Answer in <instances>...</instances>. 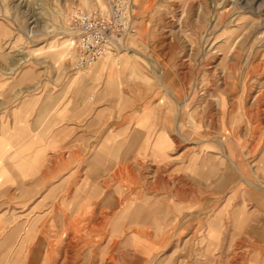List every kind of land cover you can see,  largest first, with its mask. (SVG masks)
I'll use <instances>...</instances> for the list:
<instances>
[{"label": "rangeland", "instance_id": "374dc122", "mask_svg": "<svg viewBox=\"0 0 264 264\" xmlns=\"http://www.w3.org/2000/svg\"><path fill=\"white\" fill-rule=\"evenodd\" d=\"M116 1L127 3L133 33L91 66L75 67L71 13L107 11ZM102 60L118 78H97L89 93L103 86L126 98L113 110L130 114L125 131L136 121L172 140L160 180L146 175L156 169L148 156L138 182L143 196L135 200L160 209L153 227L143 225L161 243L137 264H264V0H0L1 120L28 93L80 90ZM60 197L0 195V264H30L23 228L7 235L45 214L31 236L40 227L50 237L47 264H135L143 227L110 224L114 213H93L94 200L57 222ZM148 211L142 204L133 221Z\"/></svg>", "mask_w": 264, "mask_h": 264}, {"label": "crops", "instance_id": "0c3cea01", "mask_svg": "<svg viewBox=\"0 0 264 264\" xmlns=\"http://www.w3.org/2000/svg\"><path fill=\"white\" fill-rule=\"evenodd\" d=\"M109 63L99 61L90 73L87 85L80 90L64 92L61 86L56 90L28 93L13 104L8 103V110L3 111V119H0V195L21 196L23 200L35 195L39 200L45 196H61L53 208L57 222L60 221L58 215L64 221L66 212L68 216L83 213L89 204L94 205L92 200L97 201L93 213L98 211L97 208L101 212L114 213L109 217L110 224L125 222L128 227L140 225L144 228L135 232L145 238L141 240L142 247L137 246L142 249L138 252L135 248L138 243L132 245L138 256L134 259L137 264L141 259L139 254L150 251L155 243H161V239L155 241L156 236L143 225L147 223L153 227L154 222L159 221L160 209L135 200L143 196L142 185L138 182L143 181V165L148 156L147 164L156 165V169L146 175L151 181L160 180L157 166L172 140L164 130L149 135V126L136 125V121L128 132L125 131V120L130 114H119L117 110L113 114V110L126 98L108 92L103 86L89 93L91 83L94 84L97 78H118L119 72ZM5 106L1 103L0 108ZM130 112L137 115L141 110L135 108ZM138 204L151 210V218L133 221L132 213ZM42 217L45 219L46 214ZM42 217H35L28 224V221L18 222L7 235L9 238L11 230L23 228L20 246L33 244L26 260L30 264H47L51 257L50 237L46 231L39 227L38 233L31 236L37 228L36 222ZM74 237L78 244V237ZM78 254L77 247L66 261L73 262ZM61 264L65 262L62 260Z\"/></svg>", "mask_w": 264, "mask_h": 264}, {"label": "built area", "instance_id": "2783aa9c", "mask_svg": "<svg viewBox=\"0 0 264 264\" xmlns=\"http://www.w3.org/2000/svg\"><path fill=\"white\" fill-rule=\"evenodd\" d=\"M127 3L113 2L107 11L75 8L71 13L74 37L70 57L75 67H89L112 52L119 38L132 34Z\"/></svg>", "mask_w": 264, "mask_h": 264}, {"label": "bare ground", "instance_id": "6f19581e", "mask_svg": "<svg viewBox=\"0 0 264 264\" xmlns=\"http://www.w3.org/2000/svg\"><path fill=\"white\" fill-rule=\"evenodd\" d=\"M68 41V40H67ZM70 43L72 42V41H69ZM69 45V44H68ZM96 179V178H95ZM102 185V184H101ZM104 195V194H103ZM150 212H151V210H149L147 213H146V215H145V217H150L149 215H150ZM140 214H142V204H138L135 208H134V210H133V213H132V217H135L136 215H140ZM100 216V215H99ZM72 217V216H71Z\"/></svg>", "mask_w": 264, "mask_h": 264}]
</instances>
